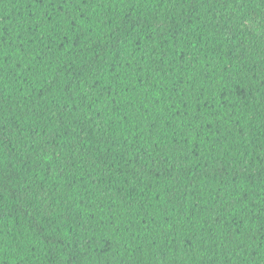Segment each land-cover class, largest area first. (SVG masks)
<instances>
[{
  "label": "trees",
  "instance_id": "16d2710c",
  "mask_svg": "<svg viewBox=\"0 0 264 264\" xmlns=\"http://www.w3.org/2000/svg\"><path fill=\"white\" fill-rule=\"evenodd\" d=\"M0 264H264V0H0Z\"/></svg>",
  "mask_w": 264,
  "mask_h": 264
}]
</instances>
